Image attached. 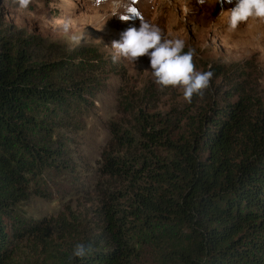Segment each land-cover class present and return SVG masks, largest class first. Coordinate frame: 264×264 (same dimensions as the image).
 I'll return each instance as SVG.
<instances>
[{"label":"trees","instance_id":"1","mask_svg":"<svg viewBox=\"0 0 264 264\" xmlns=\"http://www.w3.org/2000/svg\"><path fill=\"white\" fill-rule=\"evenodd\" d=\"M10 33L0 20L2 216L27 199L29 177L63 154L60 147H35L26 141L23 127L33 122L29 109L39 106L55 114L85 105L83 95L93 93L97 77L93 72L104 63L89 45L38 63L40 45ZM209 71L220 73L218 67ZM148 129L142 133L144 143L164 146L170 158L105 156V174L124 187L101 200L99 233L76 239L58 224L63 237L55 244L51 232L46 233L48 226L27 227L22 232L27 239L25 264H132L133 220L147 231L153 224L161 227V235L152 240L160 264H264V101H212L189 118L180 143L161 140L159 131L151 125ZM110 133L116 144L136 145V137L116 127L110 126ZM7 242L0 234V264H16L13 252L5 249ZM79 243L92 249L82 259L72 256Z\"/></svg>","mask_w":264,"mask_h":264},{"label":"rangeland","instance_id":"2","mask_svg":"<svg viewBox=\"0 0 264 264\" xmlns=\"http://www.w3.org/2000/svg\"><path fill=\"white\" fill-rule=\"evenodd\" d=\"M120 3L31 0L26 10H20L15 0H0L3 28L40 45L36 62L54 60L79 45L95 47L104 59L101 68L93 72L97 75L93 93L83 95L85 105L55 110V114L39 106L29 109L33 122L22 126L26 141L35 147H60L63 154L52 166L29 177L25 201L11 207L6 216L0 215V234L7 237L5 249L13 252L16 264H25L28 258L27 239L22 233L27 227L38 223L48 226L46 233L51 232L55 244L63 237L60 224L74 232L76 239L99 233L101 221L96 215L101 200L124 187L119 179L105 174L101 166L105 156L170 158L164 146L144 143L142 133L149 125L159 131L161 140L175 144L187 135L189 118L205 111L212 101L218 105L264 101V22L250 19L230 31L228 11L235 0H207L204 5L197 0H138L134 5L164 36L183 39L185 51L196 49L193 63L197 71H209L211 66L220 69L203 97L194 95L191 104L183 99L182 89L160 90L148 56L139 57L134 64L123 57L113 62L112 42L120 40L129 27L138 29L140 24L139 18L120 19L125 13ZM48 46H52L49 51ZM110 126L136 137V145L125 148L116 144ZM133 222L131 263L160 264L152 240L153 235H161V227L153 224L147 231L140 221Z\"/></svg>","mask_w":264,"mask_h":264},{"label":"clouds","instance_id":"3","mask_svg":"<svg viewBox=\"0 0 264 264\" xmlns=\"http://www.w3.org/2000/svg\"><path fill=\"white\" fill-rule=\"evenodd\" d=\"M15 2L20 10H26L31 0ZM101 2L102 0H97L98 4ZM227 2L232 3L233 0ZM136 3L138 0H121L118 5L125 8V13L120 15L122 21L139 18L140 24L138 29L129 27L121 33L120 40L112 42L113 62L123 57L134 64L139 57L148 56L154 82L161 91L169 87L182 89L183 99L189 104L192 103L194 95L202 98L204 91L210 87L214 73L197 71L193 63L196 49L188 47L185 51L186 44L183 39L164 36L159 27L143 19L134 6ZM197 3L204 5L207 0H197ZM228 12L227 27L230 31H235L239 25L250 19L264 22V0H235V6ZM91 251V246L79 243L74 247L72 256L82 259Z\"/></svg>","mask_w":264,"mask_h":264},{"label":"snow or ice","instance_id":"4","mask_svg":"<svg viewBox=\"0 0 264 264\" xmlns=\"http://www.w3.org/2000/svg\"><path fill=\"white\" fill-rule=\"evenodd\" d=\"M134 11V10H133Z\"/></svg>","mask_w":264,"mask_h":264}]
</instances>
